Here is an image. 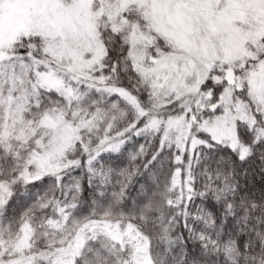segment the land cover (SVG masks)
Returning <instances> with one entry per match:
<instances>
[{
    "label": "snow or ice",
    "instance_id": "1",
    "mask_svg": "<svg viewBox=\"0 0 264 264\" xmlns=\"http://www.w3.org/2000/svg\"><path fill=\"white\" fill-rule=\"evenodd\" d=\"M0 264H264V0H0Z\"/></svg>",
    "mask_w": 264,
    "mask_h": 264
}]
</instances>
